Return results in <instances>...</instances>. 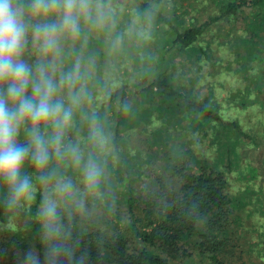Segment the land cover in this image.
Listing matches in <instances>:
<instances>
[{"label": "trees", "instance_id": "obj_1", "mask_svg": "<svg viewBox=\"0 0 264 264\" xmlns=\"http://www.w3.org/2000/svg\"><path fill=\"white\" fill-rule=\"evenodd\" d=\"M211 1L213 5H203L199 16L196 11L184 18L190 8H198L196 0H89L87 12L79 17V33L60 34L62 39L71 40V52L78 68L90 60L95 65L98 58L117 59L123 68V76L115 87H100L98 93L103 99L99 107L93 110L88 104V107L81 104L72 110L75 121L66 127L67 133L61 138L60 151L64 156L70 151L65 144L67 140H74L77 131L84 128L87 152L82 156L81 172L84 174L89 159L101 168L98 182L88 187L99 193L95 201L102 206L109 224V227L99 224L98 216L90 217L76 210L58 214L54 223L62 237L67 238L64 242L72 247L73 259L84 255L85 264H182L197 254L205 264H225L223 253L231 247L232 227L242 218L239 211L250 203L257 210H249L247 214L264 210L259 194L252 196L264 183V156L257 159L258 164L243 163L241 151L237 150L238 146H244L242 137L253 147L259 139H264V118L259 119L261 132L254 137L238 120L223 117L214 96L215 85L210 80L215 75L232 74L239 84L230 93L231 105L241 108L255 102L264 108V0ZM32 2L17 0L29 29L59 23V12L32 16ZM119 15L124 19H119ZM222 19L239 20L242 30L227 42L226 50L231 58L224 64L214 53L216 48L211 45V39L203 37L211 24ZM97 29L104 33L100 42L95 36ZM118 34L125 43L112 44L109 52L102 53L100 47L106 39ZM32 46L27 35L22 59H26L25 51ZM127 59L129 68L127 63L124 65ZM178 67L185 69L176 74ZM65 68L69 72V66ZM78 68L70 70L71 84L65 80L67 75L62 83L70 91L80 93L83 85L76 78L80 73ZM100 70L98 67L93 71L95 81L100 80L97 78ZM97 84L87 89L94 91ZM202 84L204 92L199 91ZM27 94L31 95V87ZM136 96L138 110L133 99ZM108 112L110 115L105 121ZM156 120L159 123L155 125ZM48 125L38 127L42 138L41 128ZM99 125L110 131L106 154L99 151L101 146L96 139ZM148 125L151 127L146 132ZM24 127L31 131L30 122L26 121ZM134 128L144 132L147 143L150 144L146 139L150 135L162 142L160 164L156 162L159 155L156 147L141 157V150L132 151L127 145L122 137ZM172 129L184 131L182 143L192 142L191 134L200 130L199 138L215 153L195 156L191 147L184 144L182 150L166 149ZM28 142L27 135L17 143L27 146ZM53 147L49 146L50 159L43 169L35 168L30 158L25 160L21 177L28 176L36 186L30 191L33 197L28 202H25L27 194L19 203L9 206L8 186L0 181V223H8L7 218L18 204L25 206L21 224L3 225L0 264H14L17 248L44 251L43 222L39 216L44 200L40 178L55 162ZM154 163L155 169L146 174L144 164ZM74 165H71L72 171ZM239 165L246 167L247 174H241L245 177L243 191L233 194L229 190L228 173L232 166ZM143 177L149 178L136 188L135 182ZM262 243L264 249V239ZM58 264H68L67 258L62 257Z\"/></svg>", "mask_w": 264, "mask_h": 264}, {"label": "rangeland", "instance_id": "obj_2", "mask_svg": "<svg viewBox=\"0 0 264 264\" xmlns=\"http://www.w3.org/2000/svg\"><path fill=\"white\" fill-rule=\"evenodd\" d=\"M186 1V0H183ZM213 1L211 0H196L195 5L198 7L197 9L190 8L186 16L189 14H193L197 11L199 16L200 12L202 11V6L206 4H212ZM54 15V14H53ZM51 15L49 18H51ZM119 19H124L122 16L119 15ZM186 20V19H184ZM125 23H127L125 21ZM239 20H228L222 19L217 22H214L210 25V28L206 33H204L203 37L211 39V45L216 48L214 53L216 56H220L222 58V63L224 64L227 60L231 58V54L229 51L226 50L227 42L233 39L234 35L242 33V30L239 28ZM67 34V33H64ZM98 37L100 42V37L104 36V33L101 30L97 29V33L95 34ZM28 38L30 40V44L33 46L25 51L26 59L21 60L28 64L30 68L32 67V75L34 78L38 79L40 76V72L38 70L39 67H43L44 75L51 79L53 83L56 85L57 91L53 97L54 101H62L65 108H72L77 109L79 105L85 104L86 107L91 106V109H96L99 107L100 102L102 101L103 97L101 93H98L101 86H106L109 88L115 87L119 83V78L123 76V68L122 64H119L117 59H97L98 63L95 65L92 64V60L83 64L81 68H78V63L76 61V57L71 52L72 42L71 40L62 39L61 36L58 38V45L57 51L49 53L48 55H44L39 51V44L38 42L33 41L32 38V29H29ZM125 43V39L118 34L115 37L107 38L105 44L100 47L104 54L111 50L112 44H117L118 46H122ZM36 57V59H35ZM124 60V57H123ZM108 62V63H105ZM129 59L126 68H129ZM39 63V64H37ZM72 63V65H71ZM72 71L74 68H78L80 73L76 75V78L80 81L83 85L80 93L75 91H70L67 86L63 85V77L68 75V67ZM100 68V72L97 78H100L99 81H95V76L93 75L96 68ZM185 69V67L177 68L175 73L178 74L180 70ZM77 70L75 71V73ZM213 81L214 86V96L219 102L220 106V113L223 117L226 118H234L238 120L240 126L246 130L249 134H253L254 137H257L261 132V123L259 122L260 118H264V108L261 107L258 103H250L247 104L246 107L236 108L233 105L231 97H233L230 93L231 91L235 92V87L239 84V82L233 77L232 74H220L215 75L210 78ZM63 82V83H62ZM203 80L201 81V83ZM93 83H98L94 91L88 90L87 88ZM86 85V88H85ZM6 84H0V91L6 90ZM31 85L29 86V88ZM87 89V90H85ZM200 92L205 91V86L202 84L199 90ZM91 94H90V93ZM97 92V93H96ZM72 97H77L78 102L73 104ZM236 97V96H234ZM136 102L135 110L139 109L138 106V97H133ZM88 104V105H87ZM12 106V105H9ZM82 106V105H81ZM88 109V108H87ZM102 114V113H101ZM110 115V112L106 114L105 121ZM69 124H73L75 118L73 117ZM159 120H156L154 124H158ZM184 124V121H181L180 124ZM92 128L95 127V124L91 123ZM170 126V124H168ZM68 127V126H67ZM70 127V126H69ZM68 127V128H69ZM151 126H147L146 132L149 130ZM252 129L251 130L249 129ZM95 129V128H94ZM98 133L96 139L98 141L99 151L103 154H106L109 150V146L106 145V141L110 136L109 130H104L101 126H98ZM30 131L25 129L24 125L21 126L19 131V135L17 137V142H22L25 139V136L28 135ZM53 133H56L55 126L49 122L47 128H41V134L43 137L50 141L51 137H54ZM67 133V128L64 129L63 134ZM94 133V134H95ZM200 130H195L191 135L194 136V140L189 143H182L185 140L184 131L181 129H172L169 131L168 139L165 143L166 149L172 151L173 147L182 150L185 148L186 145L191 147V151L195 156H200L202 153L208 156H211L215 153L213 149H208V145L205 143L204 140L199 138ZM144 132L139 128H134L130 130L125 136L122 138L126 141L127 145L131 148L132 151L141 150L140 155L141 157H145L147 153H152L153 148L157 150L156 154H159L156 158V162L160 164L161 162V151L159 144L162 143L160 140L153 139V135L148 136L146 139L150 142L147 143L144 139ZM48 136H51L50 138ZM190 136V135H189ZM241 139L244 140V146L241 148L240 146L237 147L238 151H241L240 157L243 158V163H251V164H258V158L264 156V139L261 138L258 141V144L253 147V144H248L247 139L242 137ZM68 147H70V151L65 153L62 156L56 155L55 147H53V157H54V164L52 165V169H49L48 173L44 177L51 176L50 180L42 181L40 180V192L43 194L44 200L45 197H49L55 200L57 204V215L63 211L69 210H76L79 213L89 215L90 217L98 216L96 220L99 221V224H103L109 227L108 219L106 213H104L102 206L95 201L97 191L92 190L88 187V184L85 180V176L83 172H81V160L83 154H86L87 147H86V139L84 134V128L80 131H77V136L74 140H67L65 143ZM149 144V145H148ZM184 144L185 146H183ZM75 147L78 149V153L80 155V163H75V160L72 156L71 149ZM123 145L120 144V148ZM131 151V152H132ZM61 152V151H60ZM97 155V153H96ZM117 158H113L115 161ZM116 162V161H115ZM76 164V165H74ZM71 165H74V171L71 170ZM81 165V166H80ZM146 166L145 172L146 174H151L152 170H154V164H144ZM143 165V166H144ZM241 174L246 175L247 169L243 166H232L231 171L228 173L229 176V190L233 192V194H237L243 191L241 188L243 177ZM149 177H143L137 179L135 182V187L138 188L144 182H147ZM259 175L256 176L255 182L258 181ZM71 182L72 188L67 193L58 192L56 190V184L58 182ZM32 183V190L36 189L35 183ZM256 187V186H255ZM251 194V193H250ZM259 194V202H264V183L261 186V189H256V192L252 195L255 196ZM32 193H29L25 197V202H28L33 196ZM43 200V202H44ZM42 204L39 208V216H41V208ZM264 208V205H260ZM25 207V206H24ZM24 207L21 204H18L14 212H12L8 219L9 224L13 222L16 225H19L23 222L24 219ZM249 210H257L254 207L253 203L246 204L244 210L241 209L239 214L242 218L238 221L237 225L234 224L231 231V247L228 252L223 253L225 264H264V249L262 240L264 239V210L261 211H252V213L247 214ZM40 219L43 222L42 216ZM100 219V220H99ZM105 220V221H104ZM107 222V223H106ZM0 223V233L3 231V225ZM182 264H205L203 259L200 258L197 254H194L189 259L185 260Z\"/></svg>", "mask_w": 264, "mask_h": 264}, {"label": "clouds", "instance_id": "obj_3", "mask_svg": "<svg viewBox=\"0 0 264 264\" xmlns=\"http://www.w3.org/2000/svg\"><path fill=\"white\" fill-rule=\"evenodd\" d=\"M89 0H33L30 5L32 16H47L50 12H59V23L32 26L33 41L38 42L39 51L48 55L57 51L60 34L73 36L80 31L79 17L87 12ZM29 24L25 22L24 10L17 0H0V84H6V90L0 91V181L9 189V206L16 205L32 190L28 176L21 177L25 160L37 169H43L49 162V146H54L56 155L60 156L61 138L64 129L72 119V108H65L62 101H54L57 91L53 81L44 75L39 67L40 76L33 78L32 69L21 60L27 43ZM71 84V74L65 77ZM31 85V95L28 89ZM73 104L78 102L72 97ZM12 105V106H9ZM28 121L31 131L28 133L27 146L17 143L21 126ZM51 122L56 129L54 137L46 141L38 134L41 124ZM75 163H80L78 149H71ZM102 174L98 164L89 159L84 167L85 180L89 187L94 186ZM42 181L51 176L40 178ZM71 182H58L56 190L67 193ZM43 231L41 238L44 251L26 247L17 248L14 253V264H58L61 258H67L68 264H85L86 257L73 259V249L64 241L60 229L54 221L57 216L55 200L45 197L41 208Z\"/></svg>", "mask_w": 264, "mask_h": 264}]
</instances>
